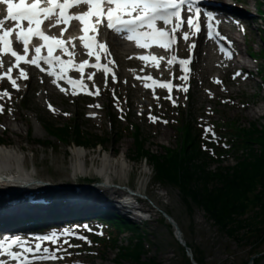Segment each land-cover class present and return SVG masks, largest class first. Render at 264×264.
<instances>
[{"label":"rangeland","instance_id":"rangeland-1","mask_svg":"<svg viewBox=\"0 0 264 264\" xmlns=\"http://www.w3.org/2000/svg\"><path fill=\"white\" fill-rule=\"evenodd\" d=\"M233 3L230 0L229 4ZM239 3L256 16L259 11L264 13V0H241ZM254 28L245 34L244 41L240 31L235 38L246 58L248 54H254V58L262 65L260 71L263 73L264 32H257L256 27ZM209 61L206 57L198 63L194 88L189 96L179 98L180 109L172 108L168 104L153 103L154 99L148 93L142 88H137L134 82L127 83L122 75V80L117 86L112 85L106 89L101 84L100 97L86 105L83 101H67L47 94V88L40 83L21 85L18 92H9L10 99L6 97L4 100L5 112L0 115V141L5 146L0 147L20 148L25 168L36 174L35 179L43 184L60 182L73 185L77 184L78 178L96 181L98 184L105 181L98 180L92 174L73 177L70 157L73 149H80L86 154L84 161L87 166L91 164L90 159L94 154L95 157H102L104 153L112 154L110 160L120 159L121 162H126L128 169L116 179L115 185L134 188L136 193L141 189L145 199L143 205L148 213H151L145 224H137L144 243L142 260L153 259L159 264H184L182 247L175 239V231L162 216L166 215L177 225L184 243L190 247L188 249L192 254L195 253L203 264H264V233L262 240H258L255 245L256 235H244V231L239 233V236H242L240 242L229 239L205 218L202 210L183 199L177 188L158 181L154 176L153 163L149 160L151 156L164 157L178 147V129L181 122L190 124L195 129L199 128V124L214 129L217 124L229 122L240 127L250 128L255 125L264 128V88L259 82V76H253L249 82H241L239 78L234 77L237 67L225 74H218L216 71L205 72L203 67L210 64ZM122 71L131 73L132 67ZM214 77L223 80V84L213 85ZM213 88L216 92L212 91ZM46 105L53 108V113L48 111ZM258 108L262 109L260 117H251V111ZM121 111L126 114L125 121L116 119V115ZM150 116L164 119L168 123L152 122ZM72 122L88 137L103 139L104 143L95 144L93 148L79 147L74 146L73 140L70 141L68 137L62 138L63 142L59 143L41 126L42 124L53 127ZM122 126L138 129L143 150L148 153L146 159L137 160L132 140L121 136ZM44 142L48 144L42 145ZM255 150L258 151V148ZM122 153H127V161L122 159ZM232 156L231 154L225 157L220 165L208 166L207 171L213 173L216 169L234 167L236 161ZM71 178H74L72 182ZM258 210L257 207L255 212ZM248 217H252V213L241 219ZM132 239L133 235L123 232L116 237L114 248L109 246L105 237L102 243L87 244L84 246L86 255L78 263L128 264L118 258V251L128 246ZM100 240L102 241V238ZM183 255L185 256L184 251Z\"/></svg>","mask_w":264,"mask_h":264},{"label":"snow or ice","instance_id":"snow-or-ice-1","mask_svg":"<svg viewBox=\"0 0 264 264\" xmlns=\"http://www.w3.org/2000/svg\"><path fill=\"white\" fill-rule=\"evenodd\" d=\"M198 0H19L18 3L13 0H0V4H4L7 7V18L15 22V29H6L4 27L5 20H0V57L10 55L14 58V64L7 68V72L4 75H0V80L4 79L5 76L10 82L12 88L18 90V85L15 79L12 78L13 67H19L22 63L25 65H34L41 72L45 71V68L41 66L47 65V75L54 77L53 83L57 80H63L67 85L71 86L72 94L76 95L77 90L86 89V85L83 83V76L85 69L94 68L97 71H102L105 76L110 72V68L107 65H102L101 54L97 49L103 50L104 54H108V48L105 44L99 43L97 37L99 35V29L101 25H105L108 29L116 33H124L125 38L129 41H134L136 46L141 49H149L153 45L158 46L165 51L172 48L177 43L176 34L180 32L181 28L187 25L189 30H194L195 33L201 31V20H200V9L193 8V5ZM187 3L188 10L192 15L182 16V9ZM80 5L87 7L86 11L80 14H70V9L76 8ZM212 19L211 16L208 17ZM77 21L79 23L80 40L83 47L87 49V55L89 57L95 56V63L89 64L87 60L80 64L74 63L73 57L74 51H69L66 47V41L63 39L64 33L68 30L70 22ZM26 22V26H25ZM45 22H48V27L55 28L59 25L64 27L60 31V37L46 34L42 30V26H45ZM106 22V24H105ZM158 22H162L163 26L158 27ZM171 25L169 28L168 26ZM209 37L212 36V25H208ZM15 32V39L18 44L22 45L21 52L14 50L13 48V34ZM92 33L93 35H89ZM219 35V33H217ZM183 40L187 42L189 40V34L187 32L182 33ZM34 37H37L39 41L43 42L39 46L33 45L35 55L29 59V44ZM73 49L75 45H72ZM192 49H195L196 45L191 44ZM42 48L47 50V55L42 56ZM59 49L62 53L68 56V60L65 61L59 56H54L56 50ZM139 59L142 61L151 63L153 67L159 69L160 60L155 55L147 54L140 56ZM109 63H114L109 61ZM167 63L169 65L179 63L181 71L184 73L179 77L180 80L187 82L189 79L190 68L189 65L192 63L190 59L177 60L176 56H171ZM59 66V71L54 70V66ZM0 66H2V60H0ZM75 70L79 73L81 79H71L68 77V72ZM94 75V74H93ZM19 76L22 79H27V74L24 70L19 71ZM89 79H92V75H89ZM144 81V87L152 89L162 88L167 89L169 96L167 99H171V93L173 91V84L171 82H159L153 79L151 76L137 77ZM115 81V75L112 76ZM149 81L151 83H149ZM219 83V81H217ZM59 87V85H57ZM62 92L64 88H60ZM185 93L188 92L187 87L179 89ZM92 94V93H88ZM96 94H99L97 89ZM0 97H8L10 95L7 91L0 93ZM159 99V97H155ZM175 106V101H173ZM51 108V106H49ZM99 107V105H97ZM3 108L0 107V112ZM149 119L152 122H156V117L150 116ZM167 124L168 121H162ZM208 131V130H206ZM65 236L71 235L68 232L63 233ZM84 240L85 237H78ZM42 240L50 241L55 244L59 237L55 233L50 236L41 238ZM21 242L18 239H13L11 242L0 244V254L11 257L14 262L18 264H33L32 261L24 256L22 253L11 251L13 245H18ZM65 244H68V240H64ZM72 247L73 245H69ZM23 252L37 255L41 252V244L35 245V251L30 247H24ZM44 255L39 256L40 259L46 260L58 259L56 255L50 253L47 248L43 249ZM0 264H3L0 261Z\"/></svg>","mask_w":264,"mask_h":264},{"label":"trees","instance_id":"trees-1","mask_svg":"<svg viewBox=\"0 0 264 264\" xmlns=\"http://www.w3.org/2000/svg\"><path fill=\"white\" fill-rule=\"evenodd\" d=\"M233 143V152L241 155L236 158V165L226 169L207 171L208 166L218 163L220 154L214 157L202 149L204 143L199 134L192 136V129L185 127V134L174 151L166 156H151L155 178L179 190L182 198L202 210L205 218L229 239L240 242L244 235H256L255 244L262 240L264 233V128L252 125L250 128L227 125ZM59 141L67 138L79 147H92L104 143L102 139L88 137L78 127L46 129ZM137 160L147 158L137 132L133 135ZM258 148V151L255 149ZM85 148V147H84ZM258 207V211L255 209ZM248 213L252 217L242 220ZM115 230H128L134 238L128 246L120 248L118 258L128 264H159L153 259L142 260L144 256L142 235L134 226L122 219H106ZM189 247V246H188ZM190 248V247H189ZM184 264H189L181 249ZM193 259L203 264L195 253ZM247 264V263H246ZM256 264V263H254Z\"/></svg>","mask_w":264,"mask_h":264},{"label":"bare ground","instance_id":"bare-ground-1","mask_svg":"<svg viewBox=\"0 0 264 264\" xmlns=\"http://www.w3.org/2000/svg\"><path fill=\"white\" fill-rule=\"evenodd\" d=\"M112 46L117 57L119 58L120 63H124V64L127 63L129 65L130 63H132L135 70L138 71L144 70L143 67L137 66L136 64H134L135 62L129 59L130 54L123 52L124 50L122 49V46L118 41H113ZM207 69L210 70L211 72L214 70H220V68H217V66L211 64L207 65ZM127 77L128 76H126V78ZM214 92H216V90H214ZM214 95H218V94L214 93ZM261 110H262L261 108H258V110H252L250 113L251 117H257V116L260 117ZM20 151H22L20 148H15L13 146L5 147V148L0 147V179H4V184L1 186L0 189L13 187L15 186L13 183H17V182L19 186L25 188V186H27L28 184L30 185V183L35 180L36 175L33 172L27 171V169L25 168V161ZM111 156L112 154L107 155L106 153H104L102 157L99 155L98 157H95L94 154V156L91 157L90 159L91 164L87 166L86 164L87 162L84 161V158H87L86 154L82 152L80 149H73L70 153V157L72 161V168H71V171L73 173L72 176L77 177L81 175L82 177H84L88 174H92L97 177L100 176L104 177L109 182L116 181L118 177H120L127 171L128 166L126 165V162H121L120 159L114 161L110 160ZM121 157L124 161H127L128 159L127 153H122ZM110 171L111 172L113 171L114 173L112 174L110 173ZM97 190L101 192L105 191V193H107V195L111 199H114L118 192V191L115 192L114 190L106 191L107 189L105 190L102 188L101 189L99 188ZM70 192L72 191H69V193ZM61 193H65V192L62 191ZM137 193L142 195L141 189H139ZM143 207L145 208V205H143ZM172 224L177 226L174 222H172ZM180 239L182 240V236L180 237Z\"/></svg>","mask_w":264,"mask_h":264},{"label":"water","instance_id":"water-1","mask_svg":"<svg viewBox=\"0 0 264 264\" xmlns=\"http://www.w3.org/2000/svg\"><path fill=\"white\" fill-rule=\"evenodd\" d=\"M175 229H176V237L178 238L179 244H180L181 247L184 249L185 256H186L187 259L189 260V263H190V264H196V263L193 261L192 254H191L190 250L186 247L185 243L180 239L181 235H180L178 229H177L176 227H175Z\"/></svg>","mask_w":264,"mask_h":264}]
</instances>
